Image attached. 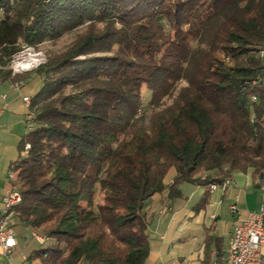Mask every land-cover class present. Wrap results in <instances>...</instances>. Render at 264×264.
<instances>
[{
  "label": "trees",
  "instance_id": "obj_1",
  "mask_svg": "<svg viewBox=\"0 0 264 264\" xmlns=\"http://www.w3.org/2000/svg\"><path fill=\"white\" fill-rule=\"evenodd\" d=\"M66 35L36 70H0L41 79L14 229L53 241L43 264H146L154 196L205 187L204 208L212 184L264 174V0H0L3 68Z\"/></svg>",
  "mask_w": 264,
  "mask_h": 264
},
{
  "label": "crops",
  "instance_id": "obj_2",
  "mask_svg": "<svg viewBox=\"0 0 264 264\" xmlns=\"http://www.w3.org/2000/svg\"><path fill=\"white\" fill-rule=\"evenodd\" d=\"M17 84H0V198L11 190V166L22 157L20 143L29 132V110L23 99L32 98L40 88L35 90L29 80L20 88ZM261 176L252 170L232 173L221 189L209 193L204 208L198 206L205 187L184 184L182 197L174 200L166 194L154 196L146 207L151 248L146 264H223L238 220L230 207L236 205L241 217L257 212L261 205L257 180ZM0 261H6L1 248Z\"/></svg>",
  "mask_w": 264,
  "mask_h": 264
},
{
  "label": "built area",
  "instance_id": "obj_3",
  "mask_svg": "<svg viewBox=\"0 0 264 264\" xmlns=\"http://www.w3.org/2000/svg\"><path fill=\"white\" fill-rule=\"evenodd\" d=\"M258 55L264 64V46L260 48ZM39 65L34 61L17 58L12 63L13 75H22ZM254 85L264 88V77L255 81ZM21 86H24L23 82L16 85L18 88ZM23 100L29 110L31 98L25 97ZM256 100V97L252 98V101ZM32 120L33 116L28 112L26 116L28 126L31 125ZM29 149L30 145H27L23 155L26 156ZM8 177L11 190L7 196L0 198V248L6 257V261H0V264H15L14 252L18 248L13 209L20 204L22 197L18 186L14 183L15 172L11 171ZM224 185L212 184L210 190L211 192L219 190ZM257 186L261 194V205L257 212H249L245 217H241V211L236 205L230 207L231 213L237 215L238 220L234 226L223 264H264V174L257 180ZM33 236L41 245L48 241L46 237L36 234Z\"/></svg>",
  "mask_w": 264,
  "mask_h": 264
},
{
  "label": "rangeland",
  "instance_id": "obj_4",
  "mask_svg": "<svg viewBox=\"0 0 264 264\" xmlns=\"http://www.w3.org/2000/svg\"><path fill=\"white\" fill-rule=\"evenodd\" d=\"M74 39L73 35H66L64 36L60 41L56 43H52L50 41L44 42L42 45H39L38 47H32L28 48L24 44L23 50L20 54H18L13 61H15L17 58L21 60H26V61H34L36 63L44 64L47 60V57L52 54V53H57L62 50H64ZM8 67H2L1 64V69L4 70H10L13 74V69H12V63ZM39 65V66H40ZM38 66V67H39ZM38 67L32 69L31 71H28L26 73H30L34 70H36ZM0 69V70H1ZM24 73V74H26ZM22 74V75H24ZM29 81H32L33 87L36 90L37 87L41 85V79L38 77L36 74L33 73V75L30 77ZM20 83V82H19ZM25 83V82H23ZM149 91L145 90L144 92V97H145V102H148L149 98ZM20 230V232H19ZM15 231L17 234V239L19 242V246L17 248V252L14 253V260L15 263L17 264H43L41 260L35 259V260H30L29 257L31 254L36 253L37 251L40 250H45L47 247L53 244L52 240H48L44 245H41L35 238L34 234L45 237L44 232L42 231H30L28 229H18L17 225L15 226Z\"/></svg>",
  "mask_w": 264,
  "mask_h": 264
}]
</instances>
